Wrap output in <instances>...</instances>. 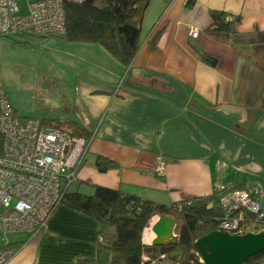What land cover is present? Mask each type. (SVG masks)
<instances>
[{
  "label": "crops",
  "instance_id": "obj_1",
  "mask_svg": "<svg viewBox=\"0 0 264 264\" xmlns=\"http://www.w3.org/2000/svg\"><path fill=\"white\" fill-rule=\"evenodd\" d=\"M187 3L151 1L129 67L98 43L67 45L71 58L63 67L76 75L50 82L56 99L49 113L21 116L11 103L21 117L78 120L93 133L68 190L91 195L99 185L171 205L259 184L264 205V69L246 46L222 44L205 33L216 9L240 17V37L264 35V0ZM98 156L117 166L99 171ZM158 218L144 230L143 243H153ZM13 234L9 242L17 250L6 264H111L99 222L65 204L54 208L39 235Z\"/></svg>",
  "mask_w": 264,
  "mask_h": 264
},
{
  "label": "trees",
  "instance_id": "obj_2",
  "mask_svg": "<svg viewBox=\"0 0 264 264\" xmlns=\"http://www.w3.org/2000/svg\"><path fill=\"white\" fill-rule=\"evenodd\" d=\"M152 0H83L65 5L66 32L61 35L69 42L98 43L102 45L123 66L129 67L137 55L142 37V23ZM194 4L188 0L187 6ZM239 16L213 9L205 33L215 41L244 48L253 45L264 46L263 40L250 38L245 41L239 36ZM18 35H4L14 47H32L27 40L13 38ZM38 36V35H37ZM45 37V36H40ZM159 33L151 42L156 47ZM248 57L252 59L249 54ZM15 114L16 111L14 109ZM18 115V114H17ZM43 122L65 129L70 134L90 140L93 133L78 120L44 117ZM83 163V162H82ZM96 167L105 172L117 166L103 156L96 159ZM236 185L233 187H241ZM223 191L166 205L142 199L119 190L94 185V193L85 195L78 191L66 190L61 204H65L100 224L101 245L111 252V264H147L163 256L172 264H204L197 249V240L219 227L224 216L219 204ZM155 216H170L176 220L177 245H147L142 235ZM182 254L171 256L176 250ZM148 254L147 260L143 255ZM161 260V259H160ZM77 264H95L93 259H79ZM243 264H264V249L249 257Z\"/></svg>",
  "mask_w": 264,
  "mask_h": 264
},
{
  "label": "built area",
  "instance_id": "obj_3",
  "mask_svg": "<svg viewBox=\"0 0 264 264\" xmlns=\"http://www.w3.org/2000/svg\"><path fill=\"white\" fill-rule=\"evenodd\" d=\"M0 0V36L31 33L61 36L66 32L65 5L83 0ZM24 7V6H23ZM189 34L198 37V30ZM91 143L42 119L21 117L0 86V264L16 253L8 235L40 234L66 190L76 181ZM158 171H163L159 162ZM262 187H229L220 195L224 216L217 230L233 235L264 231Z\"/></svg>",
  "mask_w": 264,
  "mask_h": 264
},
{
  "label": "rangeland",
  "instance_id": "obj_4",
  "mask_svg": "<svg viewBox=\"0 0 264 264\" xmlns=\"http://www.w3.org/2000/svg\"><path fill=\"white\" fill-rule=\"evenodd\" d=\"M26 4L25 0L20 2L24 6L23 10ZM13 38L30 41L32 47H14L9 38L0 36V86L6 90L9 100L19 109L21 116L49 113L56 99L50 82L58 81L57 75L62 79L59 81L76 75L63 67V63L71 58L66 46L74 42L66 41L61 36L40 37L31 33ZM246 40L249 41L250 38H245ZM255 40L261 41L263 38L256 36ZM245 50L264 69V46H246ZM13 237L14 234L8 235L9 239ZM4 243L5 238L0 232V246ZM159 264L172 262L163 258Z\"/></svg>",
  "mask_w": 264,
  "mask_h": 264
},
{
  "label": "water",
  "instance_id": "obj_5",
  "mask_svg": "<svg viewBox=\"0 0 264 264\" xmlns=\"http://www.w3.org/2000/svg\"><path fill=\"white\" fill-rule=\"evenodd\" d=\"M175 226L176 220L173 217H159L151 227L156 236L152 244L177 245L178 236L175 234ZM196 244L204 264H243L249 257L264 249V231L233 235L221 230H215L199 238ZM182 253L183 249L180 248L173 254Z\"/></svg>",
  "mask_w": 264,
  "mask_h": 264
},
{
  "label": "bare ground",
  "instance_id": "obj_6",
  "mask_svg": "<svg viewBox=\"0 0 264 264\" xmlns=\"http://www.w3.org/2000/svg\"><path fill=\"white\" fill-rule=\"evenodd\" d=\"M153 232V231H152Z\"/></svg>",
  "mask_w": 264,
  "mask_h": 264
}]
</instances>
